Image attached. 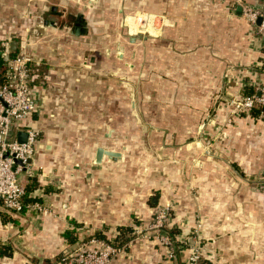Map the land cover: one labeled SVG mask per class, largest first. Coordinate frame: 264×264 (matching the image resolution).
I'll use <instances>...</instances> for the list:
<instances>
[{
	"label": "crops",
	"instance_id": "1",
	"mask_svg": "<svg viewBox=\"0 0 264 264\" xmlns=\"http://www.w3.org/2000/svg\"><path fill=\"white\" fill-rule=\"evenodd\" d=\"M23 1L0 0V22L1 9L13 13ZM262 2L137 0L142 10L149 13L152 3L172 21L163 19L156 39L127 44L140 45L138 60L130 50L122 53L126 59L116 67L126 65L136 91L114 76L60 68L55 59L48 73H33L38 107L23 127L40 135L20 175L24 209L11 211L0 201V264H77L73 249L91 235L122 246L113 264H172L166 245L123 231L170 201L175 208L167 225L180 243L177 264H187L198 243L205 264H264L262 108L234 110L236 98L264 82V35L244 14L246 4ZM87 7L98 30L109 27L110 20L97 17L106 10L136 12L133 0H88ZM56 28L51 40L65 32ZM13 40L9 36V47ZM114 56L120 58L118 51ZM77 57L84 63V53ZM141 144L144 149H135ZM99 146L119 154L97 162ZM132 168L146 171L156 197L135 196Z\"/></svg>",
	"mask_w": 264,
	"mask_h": 264
},
{
	"label": "rangeland",
	"instance_id": "2",
	"mask_svg": "<svg viewBox=\"0 0 264 264\" xmlns=\"http://www.w3.org/2000/svg\"><path fill=\"white\" fill-rule=\"evenodd\" d=\"M133 1L135 7L134 11L136 12L126 13L123 11L121 12V15H117L114 11L106 10V15L101 14L97 16L102 19L107 18L110 20L109 27L100 30L97 28L94 29V26L89 24L90 17L86 13L88 9V0H25L20 5L14 6L13 13L1 9L0 51L3 54V51L9 45L8 40L10 36L14 39L13 41L17 42L18 46H16V49L14 50L15 52H13L10 46L11 52L8 57L5 56L8 61V68L9 59L26 56L29 57L28 61H30L29 66L31 73H48L50 66L48 62L55 59L56 61H60L58 63L60 68H63L64 65H66L65 67L72 68L71 70L73 73L76 72V69H85L88 73H103L104 77L114 76L119 79L121 85H124L127 88L129 87V90L131 91H136L135 84L132 81L127 80L128 78L124 75V73H127L125 71L126 65H124V67L120 65L116 67V65L120 61H125L126 58L124 55L122 56V53L126 50H130L132 58L138 60L141 52L140 45L131 46L132 48L130 49L127 44L129 45V43L133 41L147 42L151 39H156L159 24L163 23V19L172 21V15L159 14L157 12V7L152 5V3L150 4L151 9L148 13L147 10L141 9V3H137V0ZM31 4L33 7H31ZM54 7L56 8L54 9ZM141 10L147 13H142ZM78 15L83 16V23L85 24L83 29L85 33L79 35L73 30V23ZM52 25L57 27L56 31H65L64 34H57L54 40L50 39L51 33L55 31H50ZM9 27H11L10 30ZM46 29H49V31L47 32ZM72 39L81 40L78 44L77 41L70 42ZM117 51L120 58L119 56H114ZM83 53L84 63L77 62L80 60L77 55H82ZM72 55H74V58L71 57ZM108 56L113 60L110 62L107 61L109 58L106 57ZM93 58H95V60ZM62 61L65 62L62 64ZM54 65L55 64L52 66ZM67 71L69 70L67 69ZM252 93H254V91ZM256 107L259 106H254V108ZM132 112L134 115L138 116L137 122L141 125L143 132L147 134L148 128L145 127V123L143 122L137 107L133 109ZM147 144L148 142L146 145ZM142 147L144 149L145 144H141V147H135V149L142 150ZM132 172L131 180L136 187L134 190L135 196L144 200L147 199L148 201L150 200L149 197H151L149 193L152 192V197H156L157 191H155V189L149 191L150 181H145V178L147 179V173L144 172L146 171H137L132 168ZM258 185L261 192L264 194V179L258 182ZM190 186L191 185H189L188 195L194 196L196 191L193 186L192 188ZM174 208L175 205L173 201L156 205L150 219L139 221L134 220L131 224L133 229L124 227L123 231H127L129 233L128 235H130V237L132 236V238L134 236H137L139 239L149 238L153 239L156 243L165 245V243L162 240H159L155 235L160 232L159 228H164L165 230L163 231H169L170 228L167 225V220L174 216ZM163 210L166 211L165 216L162 217V219L165 220V225L160 227L158 224V217L162 216ZM199 227L200 224L199 226L197 225L198 231ZM135 229L137 231L132 232ZM195 233L197 234L196 230ZM93 237L94 236L91 235L84 238L82 241L89 243ZM97 238L100 237L97 235ZM108 241L113 242L111 240ZM114 243L117 244L116 242ZM177 244L180 245L178 241ZM75 251L74 248L73 253ZM166 259H168L167 253ZM169 262L171 263V261Z\"/></svg>",
	"mask_w": 264,
	"mask_h": 264
},
{
	"label": "built area",
	"instance_id": "3",
	"mask_svg": "<svg viewBox=\"0 0 264 264\" xmlns=\"http://www.w3.org/2000/svg\"><path fill=\"white\" fill-rule=\"evenodd\" d=\"M244 14L250 21L257 25L258 30L264 35V0L259 5L246 4ZM9 45L3 51L4 56H9ZM20 56V55H19ZM29 57L20 56L9 59V68L4 80H0V201L11 211L24 209V188L20 175L29 169L35 154L36 143L40 132L32 126L23 127L27 119L38 107L33 85L34 74L30 72ZM254 106L262 108L264 119V82L254 93H247L234 100L236 112H249ZM23 127V128H22ZM17 128L27 131V140L19 141ZM15 133V134H14ZM19 159L18 163L16 160ZM158 217L159 226L165 225V216ZM168 212V211H167ZM155 236L162 240L168 247L167 256L172 264H177L179 245L174 235L164 228ZM136 230V229H135ZM196 231L198 229L196 228ZM196 234V233H195ZM199 236V232L196 234ZM91 242H83L71 254V260L77 264H113L114 256L121 251V246L104 238L93 237ZM203 246L198 243L188 255L187 264H205L203 260Z\"/></svg>",
	"mask_w": 264,
	"mask_h": 264
},
{
	"label": "water",
	"instance_id": "4",
	"mask_svg": "<svg viewBox=\"0 0 264 264\" xmlns=\"http://www.w3.org/2000/svg\"><path fill=\"white\" fill-rule=\"evenodd\" d=\"M15 44H17V42L16 41H12V43H11L12 49H16V45ZM27 135H28L27 131L19 130L18 133H17V138H18L19 141L23 142V141L27 140ZM104 154H108L109 156L115 158L119 153H117L115 151H112V150H109V149H106L105 147L99 146V147H97V154H96L97 162H101L102 161V157H103ZM16 161L18 163L20 162L19 159H17ZM29 161L31 162L32 158H30Z\"/></svg>",
	"mask_w": 264,
	"mask_h": 264
},
{
	"label": "trees",
	"instance_id": "5",
	"mask_svg": "<svg viewBox=\"0 0 264 264\" xmlns=\"http://www.w3.org/2000/svg\"><path fill=\"white\" fill-rule=\"evenodd\" d=\"M56 7H54V9H55ZM78 18L80 17V20H81V22L83 23V16L82 15H78L77 16ZM75 24L73 23V26H74ZM75 27V26H74ZM81 28H82V30L84 29V26L83 25H81ZM13 52H15L14 50H13ZM8 70V61H7V59H6V57L1 53V51H0V80L2 81V80H4V78H5V72ZM260 107V106H259ZM261 108V107H260ZM173 232V231H172ZM7 252V251H6ZM8 254H11V252H9Z\"/></svg>",
	"mask_w": 264,
	"mask_h": 264
},
{
	"label": "flooded vegetation",
	"instance_id": "6",
	"mask_svg": "<svg viewBox=\"0 0 264 264\" xmlns=\"http://www.w3.org/2000/svg\"><path fill=\"white\" fill-rule=\"evenodd\" d=\"M74 30L75 31H77V30H80L81 29V25H83V23L81 22V20H80V17L78 18H76V20L74 21Z\"/></svg>",
	"mask_w": 264,
	"mask_h": 264
}]
</instances>
